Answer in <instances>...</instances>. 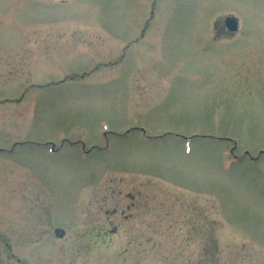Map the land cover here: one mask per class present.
<instances>
[{
  "label": "rangeland",
  "instance_id": "374dc122",
  "mask_svg": "<svg viewBox=\"0 0 264 264\" xmlns=\"http://www.w3.org/2000/svg\"><path fill=\"white\" fill-rule=\"evenodd\" d=\"M0 264H264V0H0Z\"/></svg>",
  "mask_w": 264,
  "mask_h": 264
},
{
  "label": "water",
  "instance_id": "95a60500",
  "mask_svg": "<svg viewBox=\"0 0 264 264\" xmlns=\"http://www.w3.org/2000/svg\"><path fill=\"white\" fill-rule=\"evenodd\" d=\"M225 24L230 32H235L238 29V22L235 18H231V17L226 18Z\"/></svg>",
  "mask_w": 264,
  "mask_h": 264
}]
</instances>
